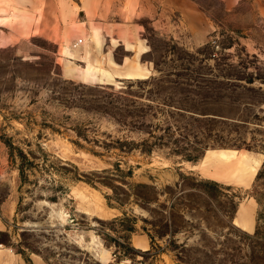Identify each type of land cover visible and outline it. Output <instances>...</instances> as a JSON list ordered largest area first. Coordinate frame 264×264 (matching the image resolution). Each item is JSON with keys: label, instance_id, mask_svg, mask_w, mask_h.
Returning <instances> with one entry per match:
<instances>
[{"label": "rangeland", "instance_id": "1", "mask_svg": "<svg viewBox=\"0 0 264 264\" xmlns=\"http://www.w3.org/2000/svg\"><path fill=\"white\" fill-rule=\"evenodd\" d=\"M126 1L0 48L4 264H264V2ZM221 150L249 185L202 172Z\"/></svg>", "mask_w": 264, "mask_h": 264}, {"label": "crops", "instance_id": "2", "mask_svg": "<svg viewBox=\"0 0 264 264\" xmlns=\"http://www.w3.org/2000/svg\"><path fill=\"white\" fill-rule=\"evenodd\" d=\"M72 1L73 0H0V48L7 47L9 45H12L16 41L33 37L35 35L56 34L57 26L52 27L55 23H58V27H60L59 34H66L70 29V27H72V25H76L78 27L80 26V28L83 25L85 26L86 24L89 26L91 21L95 20L97 17L101 15L102 10L106 5L105 4L106 0H76L79 8L78 12H76L75 11L76 8L74 6L75 3L74 1L73 2ZM140 1L141 0L126 1V3L127 2L129 3V7L132 10H134V15H135V11L136 14L138 13L137 7H140ZM262 1L264 2V0ZM227 4H230V2L228 1ZM12 8H16L18 13L16 14V12L12 10ZM79 12L80 13L82 12V14L84 13L83 20H86L84 23L78 22ZM200 14L203 13L200 12ZM15 15H16V20L14 18ZM46 17L48 18L46 19ZM42 24H46L47 27H44ZM80 28H77L79 32H77L76 34H83V30ZM86 30L90 31V28L87 27ZM116 35L118 42L122 43V45H125L123 39L125 38L126 35L125 34H116ZM147 52L148 50H142L141 55L146 54ZM216 152L217 151L208 153L202 161L200 168L202 169V172L206 176L217 181L238 183L245 186L249 185L253 181L255 177L249 183H245L242 179H239V175H235L234 179L231 178L227 179L225 175L222 174V170H221L223 166L222 164L220 169H216L217 171H210V168L212 167L213 164L212 161L206 166L203 163L205 160H207L209 155H213ZM233 159H229L224 164L227 165L229 169L232 168L234 170L232 172L234 173L237 172L236 169H239V166L238 167L228 166L229 165L228 163ZM251 164L254 165L253 163ZM217 175L219 176V178ZM250 204L254 205L253 203ZM239 210L236 213L235 221L238 219V221L242 222L243 219L239 214ZM251 219L253 223L252 229H246L243 226H241V223L238 224L242 229L245 230V231L243 230L244 232L249 234L253 233L255 230L254 218L252 212H251ZM2 255L3 254H1L0 251V264H4Z\"/></svg>", "mask_w": 264, "mask_h": 264}, {"label": "bare ground", "instance_id": "3", "mask_svg": "<svg viewBox=\"0 0 264 264\" xmlns=\"http://www.w3.org/2000/svg\"><path fill=\"white\" fill-rule=\"evenodd\" d=\"M64 74L67 77H75L79 79H85L89 78L92 79V73L91 70L88 69H82L79 67L74 66V64L70 61H66V66L64 69ZM236 153L232 151H227V150H221L217 151L213 155H209L207 160L204 161V165H208L211 161L213 164H219L223 165L221 170L222 174L225 175L227 179L231 178L234 179L235 175H239V179H242L245 183H249L257 174V167L256 165H252L249 159L241 160V165L239 166V169H236L237 172H232L234 171L232 168L229 169L227 165L224 163L228 161L229 159L236 158ZM218 176V175H217ZM219 178V176H218ZM240 216L242 217V222L238 221L237 224L241 223V226H243L246 229H252L253 223L251 219V211L247 209H242L240 212Z\"/></svg>", "mask_w": 264, "mask_h": 264}, {"label": "trees", "instance_id": "4", "mask_svg": "<svg viewBox=\"0 0 264 264\" xmlns=\"http://www.w3.org/2000/svg\"><path fill=\"white\" fill-rule=\"evenodd\" d=\"M188 159V161H190V162H197V161H199V159L197 158H187Z\"/></svg>", "mask_w": 264, "mask_h": 264}]
</instances>
